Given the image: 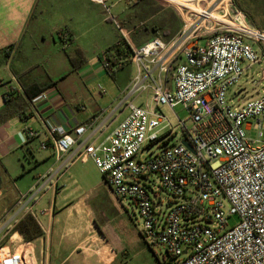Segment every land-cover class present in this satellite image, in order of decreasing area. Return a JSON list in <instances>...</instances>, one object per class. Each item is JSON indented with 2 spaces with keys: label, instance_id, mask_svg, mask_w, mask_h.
<instances>
[{
  "label": "built area",
  "instance_id": "1",
  "mask_svg": "<svg viewBox=\"0 0 264 264\" xmlns=\"http://www.w3.org/2000/svg\"><path fill=\"white\" fill-rule=\"evenodd\" d=\"M89 1L107 10L111 0ZM163 1L181 19V29L168 42L154 38L133 47L115 22L136 68L113 112L126 111L125 118L101 142L108 120L71 132L48 124L52 139L40 148L53 149L58 166L35 195L47 184L57 188L76 160L87 155L112 194L135 209L142 236L163 246L174 264H264V95L237 106L228 96L239 89L244 64L248 69L264 63L263 51L253 47L264 46V31L236 0ZM101 67L115 68L107 55ZM100 92L105 94L101 87ZM144 93L148 99L137 105ZM46 99L42 94L33 103ZM179 106L191 126L178 120L183 133L177 139L160 107L174 113ZM250 120L260 129L254 142L246 135ZM25 133L30 140L39 137L30 127ZM160 192L170 197L168 203ZM233 216L238 223L228 228ZM0 264H24V258L0 248Z\"/></svg>",
  "mask_w": 264,
  "mask_h": 264
},
{
  "label": "crops",
  "instance_id": "2",
  "mask_svg": "<svg viewBox=\"0 0 264 264\" xmlns=\"http://www.w3.org/2000/svg\"><path fill=\"white\" fill-rule=\"evenodd\" d=\"M236 4L240 9L237 0ZM97 7L102 6L89 0H0V112L9 92L26 99L23 85L36 84L30 90L34 99L47 96L0 125V243L7 231L11 232L0 248L22 254L24 264L128 263L122 244L105 227L98 226L96 196L91 190L82 192L83 181L72 180L70 174L77 163L57 188L47 184L43 193L35 195L44 184V176L58 166L54 150L40 148L52 139L48 124L71 132L78 126L108 120L109 126L98 137L101 142L127 114L113 112L134 77L113 94L105 90L102 96L108 94L109 99L99 106L94 100L88 102L83 92L87 85L81 82L94 72L100 76L102 69L90 73L88 65L94 62L90 58L72 70L66 55L74 54L80 36L77 29L83 24L91 27V21H83L82 14ZM129 65L133 64L118 70ZM39 68L41 72H35ZM37 89L44 91L37 93ZM26 127L38 131L39 137L28 139ZM64 192L66 202H57V194ZM22 221L32 223L30 238L18 230Z\"/></svg>",
  "mask_w": 264,
  "mask_h": 264
},
{
  "label": "rangeland",
  "instance_id": "3",
  "mask_svg": "<svg viewBox=\"0 0 264 264\" xmlns=\"http://www.w3.org/2000/svg\"><path fill=\"white\" fill-rule=\"evenodd\" d=\"M237 2L250 21L264 31V0H237ZM106 7L107 10L104 7H97L95 10L82 14V17L84 16L83 21H91V27L85 28L83 24L81 29H77L80 36L75 45V49H80L83 52L85 59L91 58L96 63L93 65L94 62H90L89 67L87 66L91 70L90 73L98 68L102 69V76L97 74L95 76L94 72L92 77L89 76L81 82L82 86H84V83L87 85V91L82 89L86 93L88 102L94 100L99 106L106 105L109 99L108 94L106 97L102 96L100 87L109 94H113L119 88L121 89L128 78H133L136 75L134 65H129L121 70L115 67L110 75L99 65L105 52L112 48L122 37L116 23L124 33H127V39L133 47H139L150 40L151 37L143 31L144 27L158 26L161 22H167L168 24L177 21L181 23L178 13L163 0H111L107 2ZM160 39L164 40V38ZM126 43L128 44L127 41ZM253 47L255 51H263L264 53V46L254 44ZM24 51L21 50L20 53H24ZM61 55H63L62 52ZM17 56L21 55L18 54ZM56 61L57 59H54L55 65H57ZM247 65L248 63L244 64L246 72L240 81L239 89H233L228 95L233 106L248 100H256L264 95V63L253 64L248 69ZM35 72H41V69H36ZM234 92L239 93L238 98L232 95ZM146 98L148 99V94L144 93L135 103L141 105ZM160 112L174 126L177 139H180L183 133L182 128L177 126L178 120L185 122L187 128L191 126L189 115L181 106L176 108L174 113L166 107H160ZM249 123L251 129L246 132L247 138L252 142L257 141L260 132L259 126L254 120H250ZM262 129L264 131V121ZM75 163L77 165L70 174L73 177L72 180L79 179L80 183L83 181L84 188L82 192L91 190L93 195L96 196L94 209L98 216V226L105 227L122 244L125 249L124 256L127 259V264H174V261L166 254L163 246L153 245L142 236L143 222L138 217L135 209L127 201H119L110 192L108 184H105L103 175L94 161L89 156L83 155ZM160 195L163 202L168 203L170 197L163 192H160ZM64 196L65 192L57 194V202L65 203ZM237 223L238 218L234 216L227 220L228 228ZM10 235L11 232L7 231L6 237L3 238L0 246L7 242Z\"/></svg>",
  "mask_w": 264,
  "mask_h": 264
},
{
  "label": "trees",
  "instance_id": "4",
  "mask_svg": "<svg viewBox=\"0 0 264 264\" xmlns=\"http://www.w3.org/2000/svg\"><path fill=\"white\" fill-rule=\"evenodd\" d=\"M180 25L181 23L177 21H172V23L168 24L167 22H161L158 26H152L150 28L144 27L143 31L145 32V34L151 37L150 40L158 37L164 38L165 41H168L180 29ZM131 54L132 51L129 45L126 43V40L123 37H120L117 43L112 48H109L104 55L108 56V59L113 64V66L120 68L123 65L130 64ZM66 55L72 70H77L82 64L86 62L85 56L80 49H75L73 55H70L69 53H67ZM111 56H113L114 58ZM106 73L111 74L110 71H106ZM34 86H36V84L23 85L26 99L19 97V95H17V92L15 91H11L6 94V105L5 108L0 112V125L10 118H13L15 115H19L22 111L25 112L26 109L30 108V104L33 102L35 97V95L31 93L30 90ZM43 91L44 89H37V93H41ZM31 225V222L22 221L18 226V230L25 236H27V238H30L28 237V234L30 232Z\"/></svg>",
  "mask_w": 264,
  "mask_h": 264
}]
</instances>
